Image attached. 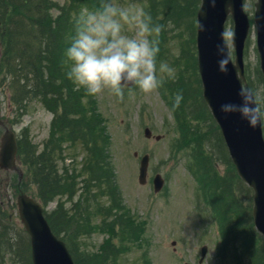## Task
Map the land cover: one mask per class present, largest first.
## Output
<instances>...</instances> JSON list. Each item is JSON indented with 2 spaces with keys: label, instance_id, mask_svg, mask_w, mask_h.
<instances>
[{
  "label": "rangeland",
  "instance_id": "374dc122",
  "mask_svg": "<svg viewBox=\"0 0 264 264\" xmlns=\"http://www.w3.org/2000/svg\"><path fill=\"white\" fill-rule=\"evenodd\" d=\"M161 1L156 0V9L152 8L155 0H135L150 12L152 17L155 16L153 22L158 24L166 10ZM48 2L50 6L48 12L53 19L64 10L63 20L68 21L67 17L78 20L79 16L72 11L71 0H48ZM116 2L128 6L134 0H116ZM178 2L176 14L179 13V17L174 15L167 21L165 40L163 36L159 38L158 62L166 61L175 69V79L169 78L170 82H179L180 70L183 71L182 75L187 81V83L183 82L184 98L187 100H182L177 110H180L181 118L189 129L187 134L195 140L190 145L180 150L174 146V138L178 136L175 131L177 111L175 109V112L171 106L172 97L166 87V74H161L163 83L157 90L145 93L133 86L125 89L123 98L117 97L108 89L100 94L89 95L82 87H78L72 80L69 81L74 92H86L87 96L79 95L80 103L88 110H91L89 107L93 105L94 114L100 115L103 119L102 126L107 139L105 152L108 155L104 161L105 167L108 173L112 174L111 180L116 187V195L121 197L129 217L134 219V224L130 228L138 230L139 237L145 242L143 247L133 243L129 244L127 251L120 250L115 264H145V260L146 264H197L200 248L203 245L207 247L203 264H235V261L231 262L221 254L220 234L213 212L206 205L210 203L211 196L209 195L208 198L207 192L198 187L197 174L202 173V170H198L193 162L195 160L192 154L195 146L199 145L200 154L214 163L212 166L209 164L203 167L208 170V175L220 179L213 186L214 189L222 180L229 179L221 192L222 213L227 212L226 216L231 218L232 223L239 224V209L243 210L245 215L249 212L251 215L253 207L252 190L238 179L220 130L202 97L196 50V12L201 0H178ZM255 2L256 0L243 2V10L251 24L244 46V70L250 89L260 98H264V84L255 44L256 30L252 22ZM100 6V1L90 4V11H96ZM150 8L152 9L149 10ZM1 25L3 26L0 22V28ZM165 27L166 24L163 23V31ZM126 31L129 35L135 34L134 29L126 27ZM232 32L233 21L229 16L225 23L224 36L233 59L234 52L230 44ZM46 59H49L48 55ZM174 60L179 62L176 64ZM47 66L49 70L46 73V80L49 78L56 85L61 86V76L66 79L67 72L63 73V70L57 68L52 61L47 62ZM21 74H24V71ZM9 77L3 73L0 75V121L4 126L14 130L17 138L26 137L30 144L36 145L35 155H38L49 138L53 119L52 113L47 109V102L43 103L40 98L46 92L45 86L40 95L30 92L29 86L34 87L36 82L35 77L31 75L27 84L28 94L24 90L21 93V99L25 101L24 107L18 110V105L11 103ZM61 90L66 96L65 89ZM69 118L77 120L78 116L71 115ZM262 127L264 137V125ZM145 128L151 130V138L144 136ZM193 128L197 130L196 134ZM3 131L4 129L0 127V137ZM156 136L160 137L159 141L155 140ZM106 139L104 138L105 142ZM61 148L62 152L56 149L54 153L59 175H63L62 167L68 168V174L71 173L73 165L80 169L87 156L85 148L78 141L72 146L67 140L62 143ZM49 149L51 150L52 146ZM145 154L150 156L148 176L147 182L140 184L138 182L140 158ZM98 163L101 164V161ZM20 167L21 170L24 168L21 164ZM157 173L163 177L165 185L161 192L154 194L152 179ZM14 174L0 170V206L9 215V221L6 223L7 233L12 237L11 249L16 254L14 257L13 252L7 254L11 250L4 252L3 264H29L20 252L29 239L17 217L15 205L17 193L16 191L14 193L12 188V182L16 178ZM28 189L29 193L36 192V186L33 184H29ZM79 193L76 190L69 195V199L64 203V214L61 215L60 211L51 216H54L55 225L71 240L79 233L72 242L82 254L80 264H93L92 255L97 252L107 235L91 231L92 228L84 226V221L79 222L77 216L74 219L77 222H67L66 218L77 212ZM66 196L61 199L64 201ZM59 199L60 195L48 205V211L55 208ZM100 201L102 205L108 206L110 198L107 195L101 196ZM101 217L100 214L91 215L90 226L98 224ZM252 229L255 231L254 227ZM115 242L116 247L120 246L118 241ZM99 264H107V260L101 259ZM243 264L251 263L245 259Z\"/></svg>",
  "mask_w": 264,
  "mask_h": 264
},
{
  "label": "trees",
  "instance_id": "16d2710c",
  "mask_svg": "<svg viewBox=\"0 0 264 264\" xmlns=\"http://www.w3.org/2000/svg\"><path fill=\"white\" fill-rule=\"evenodd\" d=\"M97 1L100 0H71L72 11L76 16H79L81 10L88 9L90 11V4H95ZM178 3V0L161 1L166 10L162 19L158 21L159 24H166L174 15L179 17V13L176 14ZM152 8L157 9L156 0L152 3ZM48 9H50L48 0H0V22L3 24L0 28V75L3 73L10 76L8 83L12 93L11 103L18 105V110L24 107L25 101L21 99V93L24 90L28 94L27 84L29 77L33 75L36 82L34 87L29 86L30 92L40 95L45 86L46 92L40 98L43 103L47 102V109L53 115L50 135L40 154L35 155L37 146L30 144L26 137H18V160L24 167V176L20 183L15 178L12 188L16 192L21 190L34 196L44 208L60 195L55 208L45 211V217L56 236L66 243L75 264H80L82 259V254L78 252V248L72 242L79 233L71 240L63 230L55 225L54 216L52 217L51 214L56 215L60 211L61 215L64 214L65 201L69 199L72 192L79 191L77 212L66 218L67 222H77L74 220L77 216L79 222L83 220L84 226L92 228L91 231L107 235L97 252L92 255L93 264H99L101 259H106L107 264H115L120 250L127 251L129 244L138 242L141 237L138 235V230L130 228L134 224V219L129 217L127 208L121 202V197L116 195V187L111 180L112 174L108 173L104 164L108 155L105 152L107 139L102 126V117L94 114L93 105L89 107L91 110H88L80 103L79 95H84L86 92H74L68 77L65 79L64 76H61V86L56 85L49 78L46 80V73L49 70L47 62L49 61L55 63V66L62 69L63 73L68 71L69 62L66 61L64 53L75 36L77 28V20L69 17L66 18L68 21L62 19L64 10L53 19L49 15ZM165 33L166 31L162 30L158 39L163 36L165 40ZM47 55L49 59H46ZM23 71L24 74H21ZM180 73L182 74V72ZM62 88L65 89L66 96L62 93ZM170 92L174 95H176L175 92L182 93L181 84L171 88ZM174 97L172 96L173 99ZM183 100L185 101L184 94ZM175 109L177 111L175 117L178 136L174 140V146L180 150L195 140L187 134L189 129L181 118L180 110L174 106V111ZM71 115H77L78 119L71 120L69 118ZM192 130L196 131L195 134L197 133L196 129ZM66 140L72 146L78 141L87 151V156L80 169L73 165L71 173L68 174V168L62 167L63 175L60 176L54 153L56 149L60 152L63 151L61 145ZM50 146H52L51 150ZM193 150L194 165L198 170H202V173L198 172L197 174L199 177L197 178L198 187L202 188L205 193L207 192L208 198L209 195L211 196V207L216 211L218 217L222 250L225 254L227 253L225 259L237 261L239 264H243L245 259H248L251 264H264V240L259 237L256 231H253L250 212L245 215V212L239 209V224L232 223L231 218L226 216L227 212L222 213L221 192L229 179L222 180L214 189L213 186L220 179L217 176L208 175V170L203 168L209 164L212 166L214 163L200 154L199 145L195 146ZM99 161L101 164L98 163ZM29 184L36 186V192H27ZM105 195L110 198L108 206L102 205L100 201V197ZM63 196H66L64 201L61 199ZM95 214H100L102 217L98 224L90 226L89 217ZM8 221L9 215L0 206V264H3L4 252L11 250L7 254L13 252L14 257L16 255L11 249L10 239L12 237L7 233L6 223ZM114 238L120 240V247H113ZM20 252L31 264L29 241L20 249Z\"/></svg>",
  "mask_w": 264,
  "mask_h": 264
},
{
  "label": "water",
  "instance_id": "95a60500",
  "mask_svg": "<svg viewBox=\"0 0 264 264\" xmlns=\"http://www.w3.org/2000/svg\"><path fill=\"white\" fill-rule=\"evenodd\" d=\"M231 15L234 22L231 44L234 62L224 38V24ZM197 62L203 99L218 124L229 156L241 180L253 190L252 216L255 228L264 236V140L262 125L251 127L237 112H225L222 106L239 104L241 89L248 88L243 72L244 43L249 21L243 11V0H201L197 12ZM256 26V46L264 82V0H257L253 17ZM132 86V85H130ZM1 125V122H0ZM146 138L151 137L145 129ZM156 140L160 137L156 136ZM17 144L13 131L5 129L0 139V168L15 171ZM149 156L140 160L138 182L145 184ZM164 181L160 175L153 180L158 193ZM16 205L20 221L30 238L32 264H74L65 244L51 231L40 204L26 194H19ZM206 254L202 249L201 264Z\"/></svg>",
  "mask_w": 264,
  "mask_h": 264
},
{
  "label": "clouds",
  "instance_id": "9594fccd",
  "mask_svg": "<svg viewBox=\"0 0 264 264\" xmlns=\"http://www.w3.org/2000/svg\"><path fill=\"white\" fill-rule=\"evenodd\" d=\"M96 11L84 9L77 20L75 36L65 50L69 62L67 77L89 95L108 89L123 98L130 85L145 93L161 87V74L175 79V69L166 61L158 62L159 34L163 25L154 23L150 12L138 2L122 6L116 0H100ZM126 27L135 30L129 35ZM241 102L222 106L237 112L251 127L264 125V98L244 88ZM183 94L177 92L174 106Z\"/></svg>",
  "mask_w": 264,
  "mask_h": 264
}]
</instances>
